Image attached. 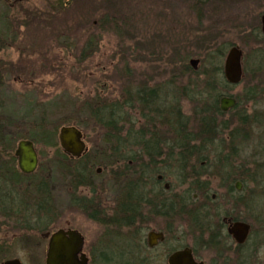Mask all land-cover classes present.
Wrapping results in <instances>:
<instances>
[{
    "label": "rangeland",
    "instance_id": "obj_1",
    "mask_svg": "<svg viewBox=\"0 0 264 264\" xmlns=\"http://www.w3.org/2000/svg\"><path fill=\"white\" fill-rule=\"evenodd\" d=\"M49 2L53 4L51 8L47 6ZM42 5L44 8L41 9ZM23 6L26 8L19 10L18 18L9 19L10 24L12 22L19 26L18 31L8 33L7 41L14 43L10 47L7 44L0 51V59L7 61L11 71H14L8 78V93L5 94L0 114L18 122L16 129L10 130V133L34 142L39 160V180L42 175L48 181L49 189L58 188V213L51 216L52 221L46 231L52 233L70 227L85 237L89 247L99 239L146 237L147 211L144 207L137 230L105 224L115 213L116 203L122 198L125 186L134 180L118 164L111 168L96 164L92 168L93 176L87 180L88 192L79 189L76 194V197H87L86 215L73 206L67 195L70 180L66 183L59 181V176L51 168L53 162L63 155L58 144V130L62 126L78 123L77 128L82 133L87 151L84 158H91L102 151L103 137L107 132L81 115L84 103L96 93L107 97L108 103L119 99L122 101L124 94L142 87L161 89V95L166 96L165 107L174 106L191 130L193 119L200 116L195 112L196 104L184 100L180 95L190 82L202 81L205 76L198 78L185 67L191 69L189 61L198 60L196 72L210 73L215 65L221 66L222 71L225 56L233 46L241 49L243 71L248 75L243 83L227 88V94L234 98L241 95L244 99L247 88L254 86L258 94L254 101L243 102L244 105L238 110L243 118H248L244 125L238 124L241 131L235 133V138L231 137L230 140L228 135L238 125L234 119L231 120L232 115L227 114L223 120L230 127L222 136L225 144L218 146L213 141L203 153L215 155L220 148L232 143L223 155L230 154L232 147L235 157L230 159L231 162L224 163L221 170L228 167L233 169L232 166H239L240 162L248 167L252 166L254 160L259 164L264 162V73L257 70L260 63L264 64V37L260 29L264 0H29ZM35 9L38 12H34ZM255 33L260 34L262 40H256ZM217 55L221 58L212 63L210 59L218 58ZM254 56L256 65L251 66ZM18 76L27 78L23 85L13 80ZM220 76L223 78L222 74ZM32 78L34 82L29 81ZM29 83L32 86L28 87ZM178 90V96L170 93ZM1 91L0 99L5 93ZM134 115L136 122L126 127L124 124V131L120 135L127 144L130 141L125 134L131 126H134L131 133L142 129L147 139L140 114ZM40 117L45 122L40 126L49 136L45 145L38 141V136L34 137L33 130L38 127L34 121H39ZM157 129L154 134L160 142L167 145L177 143L173 128L158 126ZM243 136L246 137L245 141L242 140ZM20 140L14 142L13 153ZM131 148L137 149L131 146L120 149L127 151ZM82 160H73L71 166H79L78 162ZM167 164L174 165L175 162ZM12 166L14 173L18 171L16 162ZM164 166L162 169H165ZM43 169L47 172H43ZM250 171H254L253 166ZM252 177L258 179L255 173ZM31 178L21 181L19 186L23 191L27 190L26 184L38 181V178ZM168 179L175 181L176 177L169 173ZM245 180V213L254 234L248 249L256 250L253 254L262 262L264 183L252 184V178L248 177ZM77 191L71 196L74 197ZM92 214L96 217L90 218ZM7 227V230L3 227L0 231V237H41L42 234L39 231L27 236L10 228L11 225ZM42 249L41 246L39 250ZM249 254L252 255V252Z\"/></svg>",
    "mask_w": 264,
    "mask_h": 264
},
{
    "label": "flooded vegetation",
    "instance_id": "obj_2",
    "mask_svg": "<svg viewBox=\"0 0 264 264\" xmlns=\"http://www.w3.org/2000/svg\"><path fill=\"white\" fill-rule=\"evenodd\" d=\"M28 1L0 0V39H6L8 33L19 30V26L13 25L15 23L12 22L10 24L9 19L18 18L19 10L23 11L26 8L23 5ZM47 6L51 8L53 4L49 2ZM42 8L44 5L41 6ZM34 12H38V9ZM6 45L7 41L0 42V51ZM13 72L10 64L0 59V90L2 93L5 92L0 99V109L5 101V94L8 93L6 90L9 88L8 78L13 75ZM247 75L243 76L242 83ZM13 80L23 85L27 78L18 76ZM29 81L34 82L33 78ZM30 86L32 83L28 84V87ZM233 109L224 113H229ZM26 141L33 145L38 158L35 144L31 140ZM63 154L73 161L86 157L87 151L83 152L79 158ZM233 157H235L234 154H182L179 153L175 143L171 145L163 143L162 153L147 157L150 165L151 161H154L158 163L155 166L159 169L150 172L147 176L146 237H116L120 240L106 241L99 239L90 247L85 237H81L82 247L74 258V262L76 264H170L174 255L184 254L179 264H264V251L262 262H260L253 254L256 250L248 249L251 226L245 213L247 164L240 162L241 165H233V169L228 167L226 170H221L224 163L219 162L223 159L231 162L230 159ZM171 161L175 164L165 165ZM117 164L120 166L121 163L117 162ZM183 165L185 169H181ZM163 166L165 169H162ZM1 173L0 231L3 227L7 230V226L11 225L10 228L24 232L27 236L39 233L40 209L39 202L35 200V193H32L31 197L25 196L30 194L29 186L23 191L19 185H8ZM18 173L22 180L36 175V171L30 175H23L19 171ZM169 173H173L176 177L175 181L168 179ZM57 189L54 187L49 190L48 220L58 213L56 211L57 206L59 207L56 201ZM79 189L87 192L89 190L88 186L77 188L70 186L67 195L70 202L72 200L73 206L84 214L88 204L85 200L87 197H76ZM76 190L78 191L72 197L71 193ZM120 203L121 199L114 209L117 212ZM236 224L249 227V233L242 243L237 242L230 233ZM59 230L76 231L81 235L79 231L70 227ZM55 232L45 231L40 235L41 237H0V264H46L50 236ZM152 234L161 235V237L152 239L150 237ZM41 246L43 249L39 250ZM251 252L252 255L249 254Z\"/></svg>",
    "mask_w": 264,
    "mask_h": 264
},
{
    "label": "trees",
    "instance_id": "obj_3",
    "mask_svg": "<svg viewBox=\"0 0 264 264\" xmlns=\"http://www.w3.org/2000/svg\"><path fill=\"white\" fill-rule=\"evenodd\" d=\"M241 30L245 32L243 28H241ZM254 38L256 40H262V37L258 33L254 34ZM7 40L8 37H6V39H0V42H6ZM12 43H14V41H7V44H9L8 47H10ZM217 56L218 58L210 59L212 63L213 60L221 58L219 55ZM254 58H256V56L253 57L251 66L256 65ZM262 66H264V64L262 65L260 63L257 70L258 72L264 73V68ZM185 68L188 71H193L189 67ZM211 68L213 69L210 73L204 72L201 74L199 73L200 71H193L192 74L196 75L198 78L200 75H204V80L201 81L198 79L195 82H190L183 88L180 95L184 100H188L189 102L192 101L193 104H196L195 112L199 113L200 116L199 119L198 115L193 119L191 130L187 127L188 124L186 119L181 116V113L174 106L170 105L169 107H165L164 104L166 96L161 95V89L147 87L138 88L133 92H127L124 95L122 94V101H119L120 99L118 97L119 100H115L114 102L111 101L110 103H108L107 97L104 98L99 95V93H96L93 98H90V100L84 103L81 108L82 114H80L84 115L86 118L93 121L95 125L103 128L107 132V134H104L103 137V149L101 152L91 156V158H83L82 161L78 162L80 164L77 163L79 166H71V162L73 161L68 160L64 154L60 155V158L54 161L51 167L59 176V181L66 183L70 180L69 184L70 186H73V188L88 186L87 180L91 178L90 176H93L92 168L96 164L105 166L106 168H111L113 165H116L117 162L121 163L118 167L122 168L125 174L129 173L131 175L130 178H132L131 180H134L125 186V190L122 193L123 197L121 196V203L119 205L120 212L114 210L115 213H113L112 217L107 219L108 222L105 224H111L120 229L126 228L129 230H137L138 221L143 216L142 210L145 208L147 211V191L145 193L147 176L150 172L159 169V167L155 166L157 163L151 161L152 164L150 165V162L147 160V157L151 155H159L162 153L163 143L160 142L159 137L154 134V132L158 130L157 127L163 126L171 128V130L173 128L177 139V143L175 142V144L177 145V149H179V153H203L204 150H206V147L213 144V141H216L218 146H223V144H225L226 140L223 139L222 136L226 133V131H229L230 127L227 122L223 120L227 114L232 115L230 117L231 120L234 119L237 125L239 124L240 126L244 125L245 120L248 118H243L241 112L239 114L238 110L244 105L243 102L248 103L254 101L257 96V88L254 86L252 89L246 90L244 99H242L243 96L241 95L237 96L235 98L237 101L235 108L229 113H222L219 109V100L222 97L234 98L233 96L227 94V88L233 87L221 78V66L215 65ZM244 74H246V72H244ZM180 90L170 91V93L178 96V92H180ZM242 95H244V92ZM135 113H137V115L140 114V120L144 122L142 127L147 131V139H145L144 136L146 135H144L145 132L142 129L136 133H131L132 128L134 127L131 126L125 134L126 138L130 141L129 144H127L126 140H124L125 138H121L120 135L126 126L130 125V123L132 124L133 122H136L137 118L134 115ZM4 117L3 113H1L0 173L2 172L1 176H3L4 181H7L8 185L18 186L21 185L22 178L18 171L15 173L13 172L15 170H13L12 165L16 162L13 155V144H15L14 142L16 140H22L23 137L20 135L14 136L10 133V130L16 129L18 122H13L9 118ZM43 122V117H40L39 121H34V124L36 126L38 125V127H35L33 131H35L34 137L36 138L38 136V141L45 145L48 143L47 141L49 136L41 127ZM124 124L125 127L123 126ZM77 125L79 124H74L75 127H77ZM239 125L234 127L233 131H229L228 139L231 140V137L235 138V133H239L238 130L241 131V127ZM242 140L245 141L246 137L243 136ZM229 144L231 145L232 143H228V145L223 149L220 148V151L215 155H218V153L219 155H223V153L228 150ZM127 146L135 147L137 149L134 150L131 148L127 151L120 149ZM232 153L231 147L230 154ZM228 162V159H223V161L219 163ZM252 166L254 169L253 172L250 171ZM252 166H247V177L249 179L252 178V184L262 183L263 185L264 162L259 164L256 160H254ZM181 169H185L184 165ZM38 172L34 176L36 179L39 177V175H37ZM43 172H47V170L43 169ZM254 173L258 178L257 180L252 177V174ZM47 182L48 181H46L41 175L40 180L38 178V181L36 180L35 182L34 180V183H28L25 186H29V188H31L30 194H25V196L29 195L31 197L32 193H35V200L39 202L38 207L40 209V219L38 230L42 233L48 229L49 224L52 221L51 217L48 221L47 216V212H49L48 203L50 202V189ZM85 211H87V208ZM89 216L90 218H95L94 214ZM117 216L119 217L117 218ZM253 236L254 234L251 232L249 242Z\"/></svg>",
    "mask_w": 264,
    "mask_h": 264
},
{
    "label": "water",
    "instance_id": "obj_4",
    "mask_svg": "<svg viewBox=\"0 0 264 264\" xmlns=\"http://www.w3.org/2000/svg\"><path fill=\"white\" fill-rule=\"evenodd\" d=\"M261 33L264 36V16L260 18ZM242 52L232 47L226 54L223 65V76L225 81L230 85H238L242 79L241 66ZM198 60H190L189 65L193 70L198 67ZM234 99L223 98L220 100V110L227 112L235 106ZM58 141L61 149L65 154L79 158L85 152V146L82 142V135L75 127H63L58 134ZM17 159V167L23 175L33 174L38 165L37 154L33 145L28 141L18 143L14 152ZM99 173V172H98ZM235 240L242 243L249 233V227L243 224H236L230 231ZM48 245V254L46 264H76L74 258L82 247V236L76 231L59 230L53 233ZM152 239L161 237V235H150ZM184 254H176L170 260V264H179V260Z\"/></svg>",
    "mask_w": 264,
    "mask_h": 264
}]
</instances>
